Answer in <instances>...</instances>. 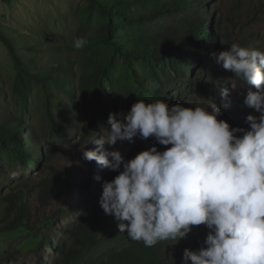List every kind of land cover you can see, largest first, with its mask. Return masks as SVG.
<instances>
[{"label": "clouds", "instance_id": "1", "mask_svg": "<svg viewBox=\"0 0 264 264\" xmlns=\"http://www.w3.org/2000/svg\"><path fill=\"white\" fill-rule=\"evenodd\" d=\"M212 1H208L206 10ZM87 43L78 38L74 47L83 49ZM215 62L239 82L253 85L255 91L250 89L242 103L230 98L223 101L229 91L224 82L218 84L224 87H218L213 79V92L201 91L199 80L189 77L176 87L181 98L180 88L195 80L210 102L206 107H188L180 97L177 101L138 99L124 114L123 122L116 113H110L107 138L98 137V126L81 145L86 166L83 182H74L67 174L71 192L67 196L72 200L65 215L68 223L61 228L80 217V212L74 216L70 210L88 200L81 186L88 178L100 182L109 169L119 174L103 182L99 205L117 222L119 232H126L132 241L149 248L161 241L177 243L193 227L204 225L209 231L202 246L197 250L185 248L183 264H264V51L233 43L215 54ZM175 89L169 92L173 94ZM221 111L222 118L237 127L218 119ZM134 137L147 145L142 151L133 149L137 154L130 159L104 147ZM150 137L156 142L147 141ZM93 142L97 147L87 149ZM29 144L25 146L30 150H40L39 168L54 158L51 148L42 145L33 149ZM51 169L64 171L51 166L48 172ZM20 171H13L11 177L16 178ZM60 214L41 216L35 224L48 218L54 222ZM35 224L26 229L45 228L42 223ZM61 228L60 239H48L52 244L64 241ZM43 245L50 255L43 249L38 254L50 261L55 252Z\"/></svg>", "mask_w": 264, "mask_h": 264}, {"label": "trees", "instance_id": "2", "mask_svg": "<svg viewBox=\"0 0 264 264\" xmlns=\"http://www.w3.org/2000/svg\"><path fill=\"white\" fill-rule=\"evenodd\" d=\"M208 1L82 0L74 11L75 29L69 41L73 55L69 53L65 61L53 62L44 71L31 67L33 61L25 58L12 32L0 23V41L15 70L12 90L26 101L32 87L38 85L46 108L44 117L49 134L61 138L64 127L50 108L55 97L52 84L65 92L75 106L79 104L80 117L88 129L96 125L111 128L108 124L110 113H116L117 119L123 122L124 114L138 99L145 102L182 99L176 87L189 77L199 80L201 91L213 92L216 68H208L206 56L211 51L226 50L225 45H230L232 40L226 33L221 34L220 20L214 24V13L206 10ZM226 20L234 19L227 17ZM78 38L88 41L83 49L74 47ZM218 39H222L223 44ZM71 77L77 78L78 98L71 90ZM172 89H175L173 94L169 92ZM224 120L237 127L228 119ZM19 124L20 118L16 116L2 123L0 148L10 159L39 169L40 150L26 148L18 134L26 129L29 145L36 143L38 136L34 130ZM125 142L141 151L147 145L136 137ZM117 174L118 171L108 169L100 182L88 178L81 186L88 200L74 208L80 212V217H73L72 220L78 219L67 228H61L65 239L60 245L52 244L46 234L32 232L38 244L43 243L55 252L50 261L36 252V264H183L185 248L197 250L202 246L209 231L204 225L193 227L187 237L177 243L161 241L150 248L143 242L132 241L126 232H119L117 222L99 205L103 182ZM69 186L65 171L51 169L29 189L37 188V198L47 201L63 199L70 192ZM18 187L20 189L13 188L0 197V234L28 227L29 189L27 185ZM93 188L98 190L93 191ZM40 223L49 227L53 220L43 219ZM6 253L12 256V252Z\"/></svg>", "mask_w": 264, "mask_h": 264}, {"label": "rangeland", "instance_id": "3", "mask_svg": "<svg viewBox=\"0 0 264 264\" xmlns=\"http://www.w3.org/2000/svg\"><path fill=\"white\" fill-rule=\"evenodd\" d=\"M81 3L82 0H13L11 4H6L0 0V23L12 32V36L20 46L19 51L25 58L33 61L31 67L44 71L53 62L65 61L69 53L73 55L72 44L69 41L75 29L74 11ZM215 7L217 8L214 10ZM208 9L214 13L216 23L220 20L221 34L226 33L232 40L231 44L237 43L243 47L264 51V0H214ZM227 17L234 20L227 21ZM218 42L223 44L222 39H218ZM230 45H225V48L228 49ZM218 52L211 51L206 56L208 68L213 70L216 68L214 85L224 82L228 88V94L222 97L223 101L230 98L242 103L247 92L250 89L255 91V87L250 84L244 85L231 72L218 65L215 62V54ZM14 72L12 59L5 45L0 41V126L9 118H15V116L20 118L19 125L34 130L38 136L36 137L37 147L43 145L45 149L51 148L55 155L52 161L38 170L34 167L27 168L17 160L10 159L7 152L0 148V197L8 194L13 188L20 189L18 187L20 185H27L29 189L34 182L47 175L51 166L66 171L70 180L83 182L86 177V166L81 156L80 149H83L81 145L87 137L91 136L94 129H98V125L88 129L86 122L80 117L79 104L75 106L65 92L52 84L51 89L55 97L51 101V112L64 128L62 138L57 139L50 135L48 126L45 124L46 108H44L39 86H33L27 100L22 101L12 90ZM69 79L72 82L71 90L78 98L75 86L76 77ZM180 89L183 91L182 102L187 103L188 107L194 105L206 107L210 103L207 101V95L205 93L203 95V92L201 93L198 89L195 80H190ZM221 112L222 115L218 119H222L224 115V112ZM99 129L98 137L107 138L110 128ZM18 136L25 146L29 137L28 133L22 131ZM147 141L156 142L151 137ZM31 147L37 148L34 144ZM96 147L97 145L93 142L87 149ZM104 147L109 151L118 150L124 159H130L137 154L126 145L125 141H117L112 146L105 144ZM18 168L21 170L20 175L13 179L11 173ZM71 200L70 196H65L63 200L42 201L37 198V189H29L28 205L31 216L28 217V227H33L41 216L52 217L60 211H63V215L60 214L54 219V225L51 228L41 227L33 231L26 228H15L9 232L10 234L1 233L0 264H36L38 261L36 252L41 253L42 249L49 256L50 251L44 248L43 243L38 244L32 232L48 233L49 240L60 239V228L68 223L65 215L71 206ZM73 209L70 212L77 216L79 213L74 212ZM1 212L2 210L0 214ZM6 252H12V256Z\"/></svg>", "mask_w": 264, "mask_h": 264}]
</instances>
